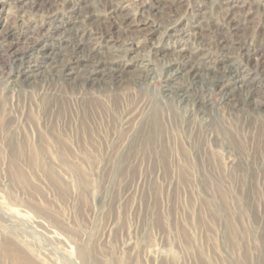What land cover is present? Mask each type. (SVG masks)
<instances>
[{"label":"rangeland","instance_id":"1","mask_svg":"<svg viewBox=\"0 0 264 264\" xmlns=\"http://www.w3.org/2000/svg\"><path fill=\"white\" fill-rule=\"evenodd\" d=\"M29 263L264 264V0H0V264Z\"/></svg>","mask_w":264,"mask_h":264},{"label":"bare ground","instance_id":"2","mask_svg":"<svg viewBox=\"0 0 264 264\" xmlns=\"http://www.w3.org/2000/svg\"><path fill=\"white\" fill-rule=\"evenodd\" d=\"M146 1V0H145ZM52 2V1H51ZM81 4V3H80ZM157 9V8H156ZM54 11V10H53ZM159 11V10H158ZM112 17V16H111ZM40 26V25H39ZM45 26V25H44ZM54 28V27H53ZM29 34V33H28ZM12 33L9 32L6 35H4L2 37V42L4 41H9V38L11 37ZM20 36V35H19ZM17 39V38H16ZM21 40V39H20ZM11 42V41H10ZM67 43V42H66ZM109 44V43H108ZM91 45V44H90ZM8 46V45H6ZM86 47V46H85ZM9 48V47H8ZM84 48V47H83ZM19 49V48H18ZM37 50V54L38 56L41 58H39V60H36L35 58H32L31 56H23L20 57L19 55H15V60L17 62H19V66H21V70H20V75L19 78L22 79L23 82H30L33 79H35L36 77H38L39 75H41V73L43 72V70L45 68H47V66L45 65L46 63V59L50 57V48L46 45H42L40 47L36 48ZM64 59V57H63ZM83 61V60H82ZM87 61V60H86ZM52 64H54L53 62L50 63V66L52 67ZM81 64V63H80ZM69 65V64H68ZM100 67V66H99ZM175 67V66H174ZM68 69V68H67ZM76 70V69H75ZM172 70V69H171ZM179 70V69H178ZM183 70V69H182ZM193 76L195 78H198L200 76V69H193ZM179 72H176L175 74H173L170 78V81H174L176 79V77L179 76ZM234 74V73H233ZM68 76L72 75V73H68ZM217 81V80H216ZM90 82V81H89ZM168 82V81H167ZM166 82V83H167ZM236 82L238 83L239 81L236 80ZM242 82V81H241ZM244 83V82H243ZM166 91H172V87L169 86ZM184 94L186 92H183ZM32 264V263H29Z\"/></svg>","mask_w":264,"mask_h":264}]
</instances>
